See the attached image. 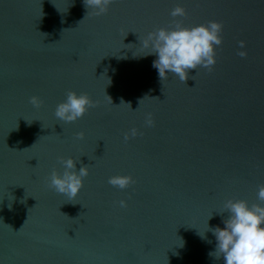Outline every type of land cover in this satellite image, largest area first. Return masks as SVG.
Returning a JSON list of instances; mask_svg holds the SVG:
<instances>
[{
    "label": "water",
    "instance_id": "95a60500",
    "mask_svg": "<svg viewBox=\"0 0 264 264\" xmlns=\"http://www.w3.org/2000/svg\"><path fill=\"white\" fill-rule=\"evenodd\" d=\"M177 5L184 26L223 24L214 67L186 85L161 81L139 42ZM68 90L95 102L73 123L54 116ZM58 157L89 167L72 201L48 187ZM260 184L264 0H114L99 16L83 0H0V264H223L208 226Z\"/></svg>",
    "mask_w": 264,
    "mask_h": 264
},
{
    "label": "clouds",
    "instance_id": "9594fccd",
    "mask_svg": "<svg viewBox=\"0 0 264 264\" xmlns=\"http://www.w3.org/2000/svg\"><path fill=\"white\" fill-rule=\"evenodd\" d=\"M113 2L114 0H83L85 7L88 10L92 9L93 14L97 16L106 14ZM169 15L173 19L167 27H157L142 39H138L140 45L149 50L144 56L156 57L153 60V67L158 71L161 81L171 74L185 84L191 70L205 68L211 71L214 67L216 49L223 43V24L208 21L191 27L184 26L181 20L176 19L187 15L186 10L179 5L172 8ZM239 47L245 48L244 41L239 42ZM237 55L243 58L247 52L238 51ZM65 95L66 98L56 105L54 111V116L63 123H73L81 119L90 108L95 107V102L86 93L77 94L68 90ZM109 99L112 103L110 97ZM29 103L39 108L43 101L37 96H31ZM128 105L131 109V105ZM144 123L147 127L154 125L151 113L146 114ZM137 134V129L132 128L124 134V140L127 141ZM76 138L84 139V133H76ZM57 159L63 167V172L60 174L53 168L47 178L48 187L72 201L82 189L83 180L89 174V167L82 165L77 172V160L71 157ZM107 183L125 190L135 181L130 175H114L108 178ZM257 189L258 202L250 204L244 199L232 198L224 202L223 211L218 213L228 214L227 218L222 220L224 227L208 226V231L213 234L216 241L215 250L210 252L209 256L216 260L222 258L223 264H264V184L258 185ZM118 204L122 208L127 207L125 200H120Z\"/></svg>",
    "mask_w": 264,
    "mask_h": 264
}]
</instances>
